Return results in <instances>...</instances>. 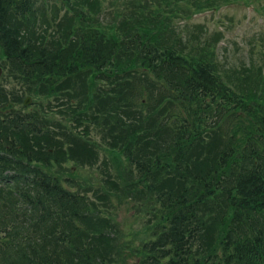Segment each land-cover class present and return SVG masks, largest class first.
Instances as JSON below:
<instances>
[{"label":"trees","instance_id":"16d2710c","mask_svg":"<svg viewBox=\"0 0 264 264\" xmlns=\"http://www.w3.org/2000/svg\"><path fill=\"white\" fill-rule=\"evenodd\" d=\"M182 1L132 0V27L115 37L93 24L98 8L89 0L48 8L47 0H0V104H15L0 112V264L103 263L108 219L60 167L86 144V131L100 128L96 117L113 130L126 123L117 115L124 112L130 127L102 138L121 143L132 192L141 186L157 197L143 264H264V79L245 68L222 76L215 46L207 58L155 36L165 30L152 14H186ZM71 18L85 23L72 27ZM124 50L135 66L121 63ZM71 78L84 91L92 85V96L62 92ZM160 174L168 175L163 186ZM205 204L209 222L200 214Z\"/></svg>","mask_w":264,"mask_h":264},{"label":"rangeland","instance_id":"374dc122","mask_svg":"<svg viewBox=\"0 0 264 264\" xmlns=\"http://www.w3.org/2000/svg\"><path fill=\"white\" fill-rule=\"evenodd\" d=\"M55 1L47 0V8L51 7ZM89 1L98 8L93 24L100 25L99 28L107 34L115 37L120 34L122 37L132 27V22L129 21L132 17L127 15L132 9V0ZM223 1L184 0L182 4L187 8L186 14L173 12L169 17L168 14L165 16L152 14L156 17L155 27L165 30L163 33L156 30L155 36L163 39L171 38L178 43L181 52L203 55L207 58H210L208 56L210 48L215 46L217 53L213 62L216 63V69L222 76L228 69L245 68L257 73L258 76L261 75L264 79V0H248L245 4L230 3L215 9L222 5ZM58 7L61 8V6ZM147 9L150 10V7ZM63 12L64 10L58 11L61 15ZM78 19H70L72 27L85 23L81 19L78 22ZM133 19L134 26H139L140 18L134 17ZM66 23L67 21L64 26ZM126 52L122 51L119 56L121 63L123 65L133 63L135 66V61H132V52L128 51L131 56L126 55ZM8 79L11 81L9 77ZM88 81L90 82L89 77ZM65 82H69L68 90L63 89L62 92H69L71 97H75L74 93H77L79 100L92 96V85L84 91L82 80H80L81 86L75 78ZM7 87L8 84L5 82L4 88ZM32 94L36 95L38 100L52 99L48 95L36 92ZM24 97L32 100L29 94H24ZM109 98L117 106V101L113 96ZM80 104L83 106L84 114H89L90 104H93V101L88 100L87 103L81 102ZM58 111L55 116L63 117V107H60ZM129 114V112L117 113L126 123L120 128L114 127L113 130V123L111 124L106 117H96L100 128L94 126L90 131H86L84 135L86 144L84 146L75 145L71 150V155L62 162L60 167L64 175L73 177L85 190L91 202L96 204L98 215L108 219L109 247L105 252H102L103 247H100L99 262L103 260L102 264H143L141 244L152 236L153 229L158 223V215L154 214L158 207L156 195L141 186L140 190L136 189L132 192V165L127 162L120 150L121 143L110 142V138L105 139L106 142L102 138L107 133H118L126 126L130 127L128 125L131 119ZM210 141L215 143L214 137ZM208 151L209 148L203 147L198 155L203 156L208 154ZM160 175L162 176H159L157 182L163 186L167 184L168 175L167 177ZM209 208L210 205L205 204L200 210V214L208 222L211 215Z\"/></svg>","mask_w":264,"mask_h":264},{"label":"water","instance_id":"95a60500","mask_svg":"<svg viewBox=\"0 0 264 264\" xmlns=\"http://www.w3.org/2000/svg\"><path fill=\"white\" fill-rule=\"evenodd\" d=\"M1 71H2V69H1V67H0V74H1ZM29 100H30V99L27 98L26 101H25V103H28ZM12 108H13V103H8V104H6V105H4V106H1V107H0V111H2V112H6V111L11 110Z\"/></svg>","mask_w":264,"mask_h":264}]
</instances>
